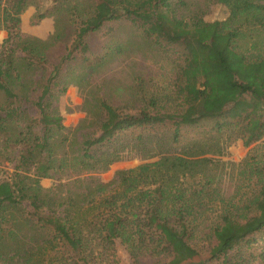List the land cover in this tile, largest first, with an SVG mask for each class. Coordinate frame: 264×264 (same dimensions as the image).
Returning a JSON list of instances; mask_svg holds the SVG:
<instances>
[{"label": "trees", "instance_id": "obj_1", "mask_svg": "<svg viewBox=\"0 0 264 264\" xmlns=\"http://www.w3.org/2000/svg\"><path fill=\"white\" fill-rule=\"evenodd\" d=\"M211 1L225 6L223 19L183 17L185 0H52L44 11L38 0H0V30L7 32L0 43V162L15 161L0 179L1 264H118L116 242L133 258L149 255L160 264H264V147L239 162L236 191L220 199L210 227L206 259L193 242L203 207L219 200L207 175L219 159L206 154L264 137V48L252 42L246 51L239 43L246 30L264 33V0ZM31 5L34 22L54 16L46 39L20 32V15ZM117 20L171 56L166 84L152 89L137 79L128 109L90 82L107 55L90 56L86 37ZM62 22L74 26V38L40 83L33 118L20 98L39 82L36 69L64 36ZM83 82L90 86L86 116L68 128L53 101ZM87 126L96 131L76 140ZM128 154L157 159L116 170L106 183L92 174ZM46 177L57 182L43 188Z\"/></svg>", "mask_w": 264, "mask_h": 264}, {"label": "rangeland", "instance_id": "obj_2", "mask_svg": "<svg viewBox=\"0 0 264 264\" xmlns=\"http://www.w3.org/2000/svg\"><path fill=\"white\" fill-rule=\"evenodd\" d=\"M40 1L41 10L48 9L52 0H38ZM185 5L178 9V14L183 17H188L193 14L203 15L206 20L223 19L227 15V9L224 5L211 0H185ZM35 13L34 6H28L23 13H21L20 32L27 35H32L40 39H46L54 30L55 19L53 15H48L45 18L34 22L33 17ZM64 36L56 42L53 46L45 50L47 61L43 68H37L34 80L39 79V82L31 87L27 98L21 96L20 104L22 108L25 107L29 116L33 118L38 117V111L33 104L38 94L40 93V83H44L49 75L52 66L62 61V56L69 51L70 45L73 41L74 26L64 24L62 22ZM6 30H0V43L6 37ZM86 41L89 47V55L106 54L104 64L93 72L90 82L94 85L101 84L100 93L109 98L114 104L125 108V105H130L128 100L132 96L131 87L136 83L137 79L141 78L145 81L146 86H151L152 89H160L166 84V80L171 71V56L162 53L154 47L141 33L134 29V27L126 20H117L106 22L99 30L91 32ZM254 42L256 47L264 48V33H256L255 31H245V36L240 39V42L247 51L250 44ZM117 44H121L122 50L117 51ZM18 54H22L19 52ZM72 55L79 57L77 52ZM70 65L74 61L69 62ZM77 64V68L81 67ZM65 67V66H64ZM67 67V65H66ZM89 85L70 83L62 94H58L53 101V105L57 112L62 116V124L68 128H74L86 116L83 108V100L86 96ZM106 92V94H105ZM128 102V103H124ZM128 109V108H125ZM127 111V110H126ZM131 111V110H129ZM11 127L13 128L14 125ZM34 129H39L35 127ZM73 131V130H72ZM94 131V126H87L76 131L73 136L76 140H80L82 134L91 133ZM96 131V130H95ZM94 131V132H95ZM72 135V134H71ZM197 133L189 131L187 136L193 137ZM219 139H221L219 137ZM222 141H219L221 143ZM13 145V144H12ZM75 147H78L77 143ZM264 147V137L259 141L244 146L242 140L237 139L229 144L223 154H206L212 156L219 161L214 165H210L207 170L208 179L211 181L210 193L219 197L209 204L205 205L206 210L202 217L196 224L195 236L193 242L199 248L200 259L204 260L208 257L209 245L212 243L210 237V227L213 222H216L218 212L221 207V198H229L232 196L238 184V174L242 167L238 166L239 162L251 151H261ZM13 150L14 156L17 154V149L10 146ZM0 159H2L0 155ZM157 157L142 158L137 154H128L109 165L104 171L92 173L99 181L109 182L113 179L115 171L119 169L133 168L141 163L156 160ZM13 161L0 162V179H5L13 171ZM62 176V174H60ZM83 175H88L83 174ZM73 178V177H72ZM68 179H65V181ZM57 179L55 177H46L40 180V185L43 188H49ZM116 256L118 264H160L155 258L149 255H141L133 258L126 246L122 243L116 242ZM1 264V263H0ZM251 264H261L257 261Z\"/></svg>", "mask_w": 264, "mask_h": 264}]
</instances>
